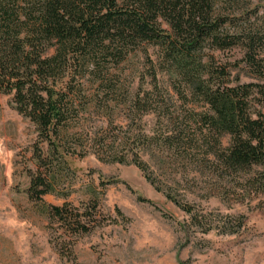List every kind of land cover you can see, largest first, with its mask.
<instances>
[{"label":"trees","instance_id":"trees-1","mask_svg":"<svg viewBox=\"0 0 264 264\" xmlns=\"http://www.w3.org/2000/svg\"><path fill=\"white\" fill-rule=\"evenodd\" d=\"M235 17L218 0H0V93L12 95L14 108L38 135L28 197L38 201L57 192L67 157L90 152L105 162L133 163L155 185L146 157L174 137L144 122L152 114L165 116L159 71L173 76L179 95L188 90L206 106L194 114L210 143L203 156L238 177L247 196L263 197L264 115L256 108V91L264 93V85L233 83L227 65L215 61V51L240 47L253 66L264 51L263 30L233 22ZM149 47L158 52L156 61L149 58L150 86L132 89L121 65L136 50L148 56ZM96 118L106 126L89 125ZM165 195L187 214L181 223L186 235L213 229L230 234L244 225L242 214L216 220ZM87 211L69 202L46 208L50 225L71 235L94 227Z\"/></svg>","mask_w":264,"mask_h":264},{"label":"rangeland","instance_id":"rangeland-1","mask_svg":"<svg viewBox=\"0 0 264 264\" xmlns=\"http://www.w3.org/2000/svg\"><path fill=\"white\" fill-rule=\"evenodd\" d=\"M218 2L225 12L235 14L233 22L264 33V0ZM147 52L148 56L136 50L121 65L132 89L150 86L149 58L156 61L158 52L154 47ZM214 54L217 64L227 65L233 83L264 85L261 49L253 66L243 60L240 47ZM157 80L164 91L165 116L158 120L152 114L144 122L174 137L162 143L155 156L146 157L155 185L133 163L105 162L90 152L68 156L58 191L38 201L26 192L30 174L37 169L35 125L17 112L11 94L0 93V264H264V196H247L238 177L217 168L211 156H203L210 143L194 114L206 106L193 100L188 90L179 95L170 74L159 71ZM256 97V108L264 115V93L256 91ZM89 125L98 129L106 123L96 118ZM228 143L224 135L222 145ZM39 146L46 151L45 142ZM165 191L216 220L242 214L244 225L230 234L213 229L186 235L181 223L187 214ZM63 202L88 207L94 227L71 235L58 223L50 225L47 206Z\"/></svg>","mask_w":264,"mask_h":264}]
</instances>
